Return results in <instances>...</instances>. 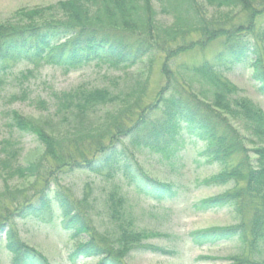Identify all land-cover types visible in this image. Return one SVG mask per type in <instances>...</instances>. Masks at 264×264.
<instances>
[{
  "label": "trees",
  "instance_id": "16d2710c",
  "mask_svg": "<svg viewBox=\"0 0 264 264\" xmlns=\"http://www.w3.org/2000/svg\"><path fill=\"white\" fill-rule=\"evenodd\" d=\"M224 9L238 12L233 17L221 16ZM239 15L245 16L244 23L238 22ZM24 17L10 24L0 22V76L22 62L46 60L51 66L76 71L97 62L116 68L135 66L146 58L165 55L167 83L151 106L133 102L129 109L125 104L108 113L109 126L99 125L103 130L93 126L87 131L56 135L15 111L9 114V126L37 137L44 152L37 161L23 166L19 142L5 138L0 141L1 171L9 180H26L48 170L41 176L45 186L37 197L12 190L8 180L4 191L0 190V238L4 235L11 264H51L22 243L15 228L18 219L43 224L60 221L68 239L78 241L73 262L90 258L98 259V264H126L130 251L141 241L140 232L114 203L110 207L118 233L114 237L100 233L87 212L51 182L59 178L53 172L70 167H83L96 175L117 172L144 198L174 200L180 196L178 189L151 179L128 148L132 152L147 149L167 162L173 161L184 149L186 136L203 144L199 158L220 168L205 185H231L228 192L199 201L195 210L230 209L239 222L228 229L194 232L190 234L192 244L201 247L237 239L253 257L257 255L264 246V111L249 99L235 97L239 89L218 78L217 73L246 64L256 52L253 37L258 28L262 30L259 40H264V0H70ZM193 35L198 38L189 41ZM213 43L219 48L209 56L207 50ZM192 52L201 53L199 59L177 61ZM252 79L264 96V64L258 58L253 63ZM55 100L56 110L63 107L79 119L97 115L100 108L118 98L108 91L76 88L56 94ZM39 105L47 107L44 101ZM100 138L109 144L103 145ZM91 139H96L100 148L95 149L90 162L67 153L69 143ZM83 235L89 241L82 244ZM160 252L171 253L165 249ZM235 264L264 263L244 257Z\"/></svg>",
  "mask_w": 264,
  "mask_h": 264
},
{
  "label": "rangeland",
  "instance_id": "374dc122",
  "mask_svg": "<svg viewBox=\"0 0 264 264\" xmlns=\"http://www.w3.org/2000/svg\"><path fill=\"white\" fill-rule=\"evenodd\" d=\"M62 1L70 0H0V22L10 24L20 21L34 10L41 11ZM237 12L224 9L221 16L233 17ZM244 17L239 15L238 22L244 23ZM261 33V28H258L253 37L256 52L250 56L246 64L221 70L217 76L239 89L235 97L249 99L264 111V96L257 91V84L252 79L253 63L256 58L264 64V40H259ZM197 38V35H193L189 41H195ZM218 45L213 43L210 46L209 51L207 50L209 56L219 48ZM200 56L199 52L187 53L177 61L191 63ZM165 58V55L158 59L150 57L135 66L118 68L97 62L76 71L51 66L46 60L13 65L11 71L0 76V141L5 138H14V141H18V146L23 150L20 164L27 166L40 158L44 148L38 143L37 137L23 135L9 126L11 123L9 114L14 111L33 123L43 125L50 131L49 133L68 135L77 132L78 129L90 130L89 127L93 126L94 130H103L104 126L106 125V128L110 123L107 114L120 110L125 104H128V109L133 102L142 101L143 107L151 106L167 83V76L164 74L167 69L163 66ZM76 88L85 91H108L117 97L118 101L103 106L97 115L88 118H73L74 116L69 115L63 107H60L63 111L58 112L57 110L61 109L55 108L56 94L71 92ZM40 101H44L47 107L42 108L39 105ZM186 139L184 149H180L174 160L168 162L160 158L159 154L147 149L132 152V149L128 148L132 156L134 154L135 162L151 179L173 184L178 189L180 196L174 200L152 201L128 185L121 173L114 172L112 176L107 175V172L96 175L83 167L80 170L65 168L59 173L54 171V175L59 178L51 182H56L55 184L67 192L80 210L87 212L100 233H108L113 237L118 233V228L110 206L116 203L118 210L142 237L136 249L130 251L127 256L126 264H235L241 262L244 257L264 263V246L253 257L250 249L243 247L237 239L201 247L192 244L190 234L194 232L228 229L238 226L239 222L233 217L230 209L207 213L195 210L194 205L199 201L218 197L228 192L231 185L226 187L205 185L206 180L218 174L220 168L216 165H207L199 158L198 154L203 149L202 143L195 142L187 136ZM101 140L100 138L99 142ZM96 142V139H91L86 142L69 143L66 151L77 159H82L81 162L87 163L96 152L95 149L99 145ZM100 143L107 144V140L103 138ZM47 172V169L43 170L35 179L9 180L7 174L0 169V190L4 191L8 180L12 190H20L30 198L37 197L45 186L41 176ZM15 228L22 243L34 248L49 263L70 264L68 259L75 254L78 241L71 242L68 239V235L60 228L59 221L46 225L31 219H18ZM3 236L0 238V264H11V254L6 249ZM88 241L83 235L79 242L83 244ZM159 249L171 253L163 254ZM259 253L261 255H258ZM98 262V259L84 258L75 261L74 264Z\"/></svg>",
  "mask_w": 264,
  "mask_h": 264
}]
</instances>
